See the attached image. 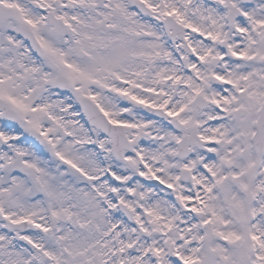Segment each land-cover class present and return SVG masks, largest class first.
I'll return each instance as SVG.
<instances>
[{
  "label": "snow or ice",
  "instance_id": "obj_1",
  "mask_svg": "<svg viewBox=\"0 0 264 264\" xmlns=\"http://www.w3.org/2000/svg\"><path fill=\"white\" fill-rule=\"evenodd\" d=\"M0 264H264V0H0Z\"/></svg>",
  "mask_w": 264,
  "mask_h": 264
}]
</instances>
